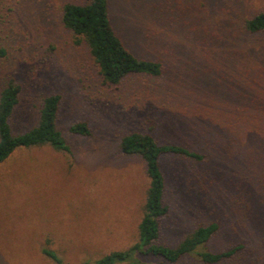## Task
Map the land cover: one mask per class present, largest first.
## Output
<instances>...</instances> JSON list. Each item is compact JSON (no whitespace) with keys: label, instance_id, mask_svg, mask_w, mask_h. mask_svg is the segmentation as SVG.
Segmentation results:
<instances>
[{"label":"rangeland","instance_id":"1","mask_svg":"<svg viewBox=\"0 0 264 264\" xmlns=\"http://www.w3.org/2000/svg\"><path fill=\"white\" fill-rule=\"evenodd\" d=\"M85 1L0 0V91L20 85L11 131L33 127L43 98L59 94L56 126L70 149H23L0 164V264H55L43 246L82 264L134 242L147 178L118 146L132 132L205 154L161 159L169 211L158 242L174 246L216 221L210 249L245 245L222 264H264V32L243 30L264 0H109L127 48L162 68L116 85L60 23L63 4ZM76 122L90 134L68 133Z\"/></svg>","mask_w":264,"mask_h":264},{"label":"trees","instance_id":"2","mask_svg":"<svg viewBox=\"0 0 264 264\" xmlns=\"http://www.w3.org/2000/svg\"><path fill=\"white\" fill-rule=\"evenodd\" d=\"M60 23L67 29L76 45H84L104 83L119 84L130 74L158 77L162 73L160 62L136 57L117 35L109 14V0H86L82 4L65 3L60 9ZM243 30L247 33L264 32V11L244 20ZM6 54L0 47V57ZM20 85L10 79L0 91V164L14 153L23 149L49 146L55 151L69 153L70 149L56 126L60 95H47L36 124L29 130L13 134L9 118L18 103ZM253 113L258 114L257 110ZM73 135L87 136L90 130L86 122H76L67 128ZM119 149L125 155H137L143 162L147 178L141 206L140 219L136 227V239L125 249L112 250L82 264H150L143 257L151 256L165 264H179L193 258L200 264H222L233 260L245 249L238 243L228 249L213 250L208 247L219 231L216 221L199 224L174 246L158 242L160 219L168 214L164 201L165 177L160 161L165 156L201 162L205 154L190 149L184 144L158 143L149 132H132L119 139ZM47 241V240H46ZM41 253L55 264H63L56 251L43 246ZM160 264V263H154Z\"/></svg>","mask_w":264,"mask_h":264}]
</instances>
